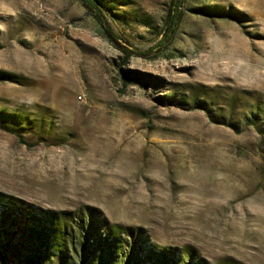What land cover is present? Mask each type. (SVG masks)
<instances>
[{
	"label": "rangeland",
	"instance_id": "1",
	"mask_svg": "<svg viewBox=\"0 0 264 264\" xmlns=\"http://www.w3.org/2000/svg\"><path fill=\"white\" fill-rule=\"evenodd\" d=\"M170 1L101 0L138 50ZM182 11L164 48L124 63L79 0H0V193L141 228L138 258L264 264V0ZM119 67L142 81L124 88Z\"/></svg>",
	"mask_w": 264,
	"mask_h": 264
},
{
	"label": "trees",
	"instance_id": "2",
	"mask_svg": "<svg viewBox=\"0 0 264 264\" xmlns=\"http://www.w3.org/2000/svg\"><path fill=\"white\" fill-rule=\"evenodd\" d=\"M79 1L91 14L104 38L125 55L124 63L132 56L149 58L164 48L183 16V0H171L156 47L138 50L112 28L101 0ZM118 71L124 88L142 81L122 67ZM0 119H5L3 114ZM12 128L10 130L16 133ZM0 219L9 225L7 231L0 230V245L3 247L0 249V264H207L190 247L183 249L181 256L175 255L176 249L147 247L144 257L138 258L135 250L140 239H145L143 230L111 225L93 208L78 212L36 210L0 193ZM13 234L18 235L20 241L11 247ZM71 254L73 258L69 262L67 258ZM224 262L238 264L229 259Z\"/></svg>",
	"mask_w": 264,
	"mask_h": 264
},
{
	"label": "built area",
	"instance_id": "3",
	"mask_svg": "<svg viewBox=\"0 0 264 264\" xmlns=\"http://www.w3.org/2000/svg\"><path fill=\"white\" fill-rule=\"evenodd\" d=\"M79 99H81V98H79Z\"/></svg>",
	"mask_w": 264,
	"mask_h": 264
}]
</instances>
